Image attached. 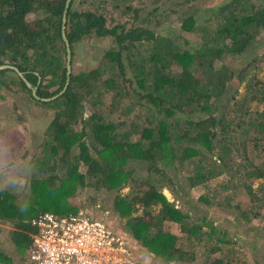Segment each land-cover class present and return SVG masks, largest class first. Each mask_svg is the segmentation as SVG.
I'll return each mask as SVG.
<instances>
[{"label":"trees","instance_id":"trees-1","mask_svg":"<svg viewBox=\"0 0 264 264\" xmlns=\"http://www.w3.org/2000/svg\"><path fill=\"white\" fill-rule=\"evenodd\" d=\"M66 2L0 0V66L13 65L23 72L37 87L40 97L57 95L67 82V47L62 35ZM33 12H43L44 16L31 24L28 16ZM213 12L217 13L214 19L218 20L215 31L202 39L199 48L192 50L182 49L172 38L155 35L140 26L109 27L104 14L72 11L70 7L66 34L71 59L75 44L92 33L98 37H113L117 48L106 51L103 66L78 73L71 68L66 91L50 101L37 99L16 70L0 69V84L5 76L14 84L8 75L14 73L18 79L16 84L30 92L32 98L56 108L43 155L35 158L34 174L27 180L34 195L31 196L34 200L29 198L28 208L30 204L34 209L40 204L60 205L59 211L52 213L59 216L77 213L82 210L75 200L82 199L81 189L105 190L114 195V213L125 220L127 232L145 256L164 264H196L197 252L189 249L180 235L166 229V223H176L180 232L187 235L185 239L197 237L196 242L203 243L205 264H236L232 257L223 255L222 245L232 240H220L213 235L214 227L207 234L208 239H202V225L191 224L189 212L178 206L177 198L171 200L151 178L154 171L171 168L175 171L171 191L182 192L184 197L191 189L202 186L214 191L211 193L216 199L219 192L212 188L211 180L229 172L235 155L248 161V147H264V109L250 107L253 101L262 103L264 95L260 93L264 87L254 90L256 92L250 96L236 99L234 95L233 106L229 98L219 104L233 74L228 66H217L225 55L244 52L264 30V0L260 3L227 0ZM183 21L185 30L196 29L192 16ZM206 26L201 25L200 30L205 32ZM142 40H151L153 46L138 48ZM238 78V83L245 80L244 74ZM129 86L134 88V94H128ZM92 91L98 96L111 91L112 106L104 108V112L90 110L89 119L78 130L75 123H84L80 120L84 97L88 98ZM129 98L142 103L145 110L130 113ZM126 100L127 105L120 109L117 101L124 104ZM117 114H121V118L116 119ZM133 162L146 166L149 180L138 174ZM236 166V173L229 182H236L237 178L233 177L240 173L238 187L245 188L254 202L258 193L251 179L264 178V165L255 166L253 170H249L247 164ZM181 183L188 185L184 192L179 189ZM125 188L131 191L123 192ZM18 196L14 189L0 190V236L3 224L11 225L7 240L15 245L13 256L1 246L7 240L2 243L0 239V264L22 261L25 250L27 256L32 243L30 222L39 214L49 212L22 216L25 209L17 203ZM212 199L209 193H203L198 202L216 205ZM218 205L229 206L223 202ZM138 211L141 214L137 215ZM242 215L247 222L254 220L245 211ZM26 218H32L29 225L24 223ZM211 255L215 258H209Z\"/></svg>","mask_w":264,"mask_h":264},{"label":"rangeland","instance_id":"rangeland-1","mask_svg":"<svg viewBox=\"0 0 264 264\" xmlns=\"http://www.w3.org/2000/svg\"><path fill=\"white\" fill-rule=\"evenodd\" d=\"M226 1L74 0L73 9L79 12L92 10L102 13L106 16L109 27L123 24L126 28L140 26L150 29L155 35L172 38L174 43L181 46L182 49L194 50L201 46L203 38L215 31L218 20L214 19L217 13L215 15L213 11L218 10ZM254 2L260 3V0H254ZM43 16V12H33L28 16V21L33 24ZM189 16L195 18L196 22V29L190 32L182 27L183 20L189 19ZM209 17L211 18L208 19ZM203 24L208 25L205 29L206 33L200 30V26ZM140 42L138 43L142 44V46L138 47L140 49H149L153 46L151 40H142ZM112 48H117L113 37H98L95 33L84 36L75 44L72 69L75 73H78L91 71L103 66V57L106 51ZM218 62L217 66L226 65L233 74L226 94L220 97L219 104L224 103L229 98V104L233 106L234 95H236V99L250 96L256 92L254 90L262 88L261 86L264 87V30L244 52L236 55H225ZM125 63L128 68L127 73L130 75L127 59H125ZM195 71L200 73V71ZM243 74L245 80L238 83V77ZM8 75L13 78L15 85L8 76H5V81L0 84V190L13 191L14 189L19 195L17 203L20 204L21 209H25V211L21 212L24 217H31L38 211L55 213L59 211L60 205L56 207L40 204L39 207L37 206L34 209L30 204V208H28L29 198L34 195L31 192L30 182L27 184V180L29 181L34 174L35 158L43 155L44 142L48 137V128L54 119L56 108L44 105L39 100L32 98L30 92L24 89L21 90L16 84L18 82L16 74L8 73ZM127 84L130 85L129 81H127ZM252 85L254 86L251 89ZM133 91L134 88L129 86L128 94H134ZM105 92L104 95L98 96L95 91H92L89 92L88 98L84 97L83 114L80 119L84 123H75V127L78 130L82 129L86 124L85 121L89 119L90 110L94 108L97 112H104V108L108 109L112 106L113 93L111 91ZM260 94L264 95V89ZM117 102L120 109L127 105V100L124 104L123 101ZM129 105L132 108L130 111L132 114L145 110L142 103H138L132 98H129ZM146 107L148 106L146 105ZM250 107L261 111L264 109V100L262 103L253 101L250 103ZM121 116V114H117L115 118L119 119ZM137 136L135 135L134 138H137ZM248 149L250 150L248 161H242L240 157L235 155L234 164L230 167L229 172L211 180L212 188L219 192L216 199L214 193H211L214 191H207L202 186L191 189L190 193L185 194L184 197L182 192L174 193L171 191L175 180V171L171 168H167L168 172L166 171L167 169L162 172L154 171L151 178L152 182L157 184L171 200L177 198L178 206L189 212L191 224L198 223L202 225V239H208L207 234L212 230L211 227H214L215 232H213L214 234L212 233L213 235L219 237L220 240H232L230 243L222 245L223 255L226 254V256L232 257L236 264H264V200H261L262 198L264 199V178L251 179L255 191L258 193L254 202H251L245 188L238 187L237 182L240 173L233 177L234 179L237 178L236 182H229L232 175L236 173V164H242V166L247 164L249 170H253L258 165H264V147L259 146L256 148L251 146ZM208 155L216 159L214 155ZM132 165L138 169L139 175L149 180L150 173L144 164L133 162ZM148 180L145 181V184ZM223 184L224 186L222 187ZM181 185L179 189L184 192V188L188 187V185L185 183H181ZM93 190V188L88 187L81 189L80 195L82 199H75L82 206L81 209L89 216L106 221L115 230L123 233L132 242L136 253L147 264H164L160 260L145 256L141 247L136 242H133L129 232H127L125 220L119 218L113 211L114 195L106 193L105 190L97 192H93ZM130 191V188L123 190V192ZM203 193H209L213 198L212 200L217 204L209 205L204 202H198L199 197ZM226 198L229 199L227 200ZM31 199L34 200L33 198ZM221 202L228 203L229 206L218 205ZM244 211L247 212L248 217L254 219L252 222L245 220L242 215ZM139 214H141V211H138L137 215ZM31 219L26 218L24 223L26 222L29 225ZM10 228H12L11 225L3 224L4 231L0 236L2 243L9 238ZM166 229L180 235L188 243V248L197 252L196 264H205L206 253L201 246L203 243L196 242L197 237L185 239L187 235L180 232V226L176 223H166ZM4 244L1 246L7 248L15 256V245L8 240ZM212 255L209 258H215ZM212 263L210 262L209 264ZM16 264H30L28 256H26V250L23 260L18 261Z\"/></svg>","mask_w":264,"mask_h":264},{"label":"built area","instance_id":"built-area-1","mask_svg":"<svg viewBox=\"0 0 264 264\" xmlns=\"http://www.w3.org/2000/svg\"><path fill=\"white\" fill-rule=\"evenodd\" d=\"M30 225V264H147L123 233L83 210L41 213Z\"/></svg>","mask_w":264,"mask_h":264},{"label":"water","instance_id":"water-1","mask_svg":"<svg viewBox=\"0 0 264 264\" xmlns=\"http://www.w3.org/2000/svg\"><path fill=\"white\" fill-rule=\"evenodd\" d=\"M72 0H67L66 2V6H65V10H64V13H63V26H62V35H63V38L65 40V43H66V47H67V82H66V85L64 86L63 90L61 92H59L57 95L53 96V97H49V98H44V97H40L37 95V87L33 86L25 77H24V73L19 71L15 66H12V65H1L0 66V69H14L18 72L19 76L22 77L27 86L29 88L32 89V92H33V95L37 98V99H40L42 101H50L52 99H55L57 98L59 95H61L63 92L66 91L67 89V86L69 85V81H70V76H71V72H72V69H71V57H72V52H71V45H70V42L67 38V34H66V22H67V13H68V9H69V6H70V2Z\"/></svg>","mask_w":264,"mask_h":264},{"label":"flooded vegetation","instance_id":"flooded-vegetation-1","mask_svg":"<svg viewBox=\"0 0 264 264\" xmlns=\"http://www.w3.org/2000/svg\"><path fill=\"white\" fill-rule=\"evenodd\" d=\"M71 2L74 3V0H72ZM71 2H70V3H71ZM70 7H71V10L73 11V10H74V9H73V4H72V5L70 4L69 8H70ZM68 10H69V9H68ZM74 11H76V10H74ZM85 11H88V10H85ZM89 11H92V10H89ZM96 13H97V12H96ZM71 60H72V59H71ZM6 65H8V64H6ZM12 66H13V65H12ZM71 66H72V64H71ZM71 68H72V67H71ZM7 69H8V68H7ZM20 88L23 89L21 86H20ZM31 90H32V89H31ZM32 94H33V92H32Z\"/></svg>","mask_w":264,"mask_h":264}]
</instances>
